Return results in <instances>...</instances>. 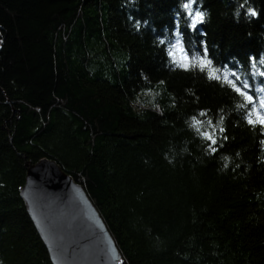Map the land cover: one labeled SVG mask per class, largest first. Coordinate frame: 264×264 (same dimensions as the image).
<instances>
[{
	"label": "trees",
	"instance_id": "obj_1",
	"mask_svg": "<svg viewBox=\"0 0 264 264\" xmlns=\"http://www.w3.org/2000/svg\"><path fill=\"white\" fill-rule=\"evenodd\" d=\"M262 120L264 0H0V264H51L42 158L121 264H264Z\"/></svg>",
	"mask_w": 264,
	"mask_h": 264
},
{
	"label": "water",
	"instance_id": "obj_2",
	"mask_svg": "<svg viewBox=\"0 0 264 264\" xmlns=\"http://www.w3.org/2000/svg\"><path fill=\"white\" fill-rule=\"evenodd\" d=\"M19 198L51 264H121L83 188L52 159L26 163Z\"/></svg>",
	"mask_w": 264,
	"mask_h": 264
},
{
	"label": "snow or ice",
	"instance_id": "obj_3",
	"mask_svg": "<svg viewBox=\"0 0 264 264\" xmlns=\"http://www.w3.org/2000/svg\"><path fill=\"white\" fill-rule=\"evenodd\" d=\"M185 7H186V8H190L191 5L186 4ZM251 14H252V15H255V12H252ZM201 19H202V14H200L199 12H197V13H196V16L194 17V20H195V21H198V20H201ZM202 63H203V62H202ZM244 87H246V85H245ZM236 90H237L238 92H241V89H240V88H237ZM241 94H243V93L241 92ZM249 122L251 123L252 121H249ZM261 123H264V120H262ZM207 138H208V139H211V137H207ZM213 143H215V141H213Z\"/></svg>",
	"mask_w": 264,
	"mask_h": 264
}]
</instances>
